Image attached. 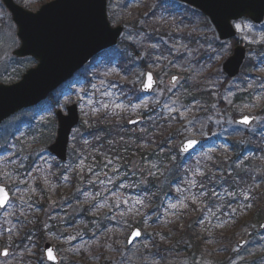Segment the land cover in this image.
Listing matches in <instances>:
<instances>
[{
	"label": "rangeland",
	"instance_id": "rangeland-1",
	"mask_svg": "<svg viewBox=\"0 0 264 264\" xmlns=\"http://www.w3.org/2000/svg\"><path fill=\"white\" fill-rule=\"evenodd\" d=\"M52 1L54 0H15L30 12H37L43 5ZM163 1L162 9L157 13V22L163 26L169 25L168 22L174 21L175 14L182 20L185 11L181 8L183 5L170 0ZM122 2L123 0H116L113 10L109 6L110 20L113 14L120 15L118 6ZM130 3L132 6H140L146 3V0H130ZM165 4H173L174 12L169 13L170 7L164 6ZM179 10L183 11L181 16L175 13ZM168 15L171 17L166 22ZM113 20L116 21V18ZM111 22L113 26H117V23L112 20ZM237 24L240 29L235 27ZM123 27L125 30L120 44L131 43L134 40L133 28L125 25ZM234 27L238 32L239 41L250 46H264V25L257 27L244 20L234 23ZM199 36L206 41L204 50L211 52L210 61L197 63L195 59L199 54L198 47H188L175 38L173 45L169 44L166 38L158 43L163 48L156 46L158 56L150 70H157L159 87L149 97L139 99L140 97L134 96L140 91L144 76L139 59L128 55L132 58L122 69L117 64L113 66L106 62L101 63L102 58L106 56L100 55L88 64V67H91L100 63L98 67H93V71L92 68L84 71L86 79L82 74H78L74 78V84L61 89L55 106L40 105L31 111L18 114L0 126V184L8 186L12 193L9 205L3 210L0 209V264H47L43 255L45 242L56 247L61 264H198L187 262L185 253L178 252L180 248L173 242L176 237L173 228L183 227L188 223L187 219L196 213L197 226L206 237V246L217 251L224 263L229 260V264L240 263L247 250V242L249 243L253 231L255 233L257 229L258 223H253V217L264 207L262 182L247 181L243 187L238 181L231 179L225 188H217L204 181L207 168L203 163L211 156L220 154L227 162V167L237 163L239 172L250 169L245 168L247 157L231 160V155L235 153L232 151L235 148H243V151L249 149L246 132H259L264 136V115L245 109V105H254L258 111L264 110V81L262 85H258L264 78V52L261 51L258 56L260 50H256V55L249 49L247 57L257 63L262 59L263 63L253 70L256 77H253L252 84L241 83L244 76L226 84L225 90L221 92L222 105L218 97V82H222L221 78L217 75L206 79L205 75L209 74L210 69L217 67L213 62L220 64L219 71L222 72L223 62L232 52L231 43L219 42L216 34L209 36L200 33ZM215 41L220 43V48H215ZM198 42L200 43V39ZM120 44L114 51L125 53V47ZM19 45L17 27L10 12L0 0V78L7 80L2 81L5 84H10V81L20 77L14 74H18L15 70L21 68L22 63L31 68L36 66L32 59H14L13 51ZM173 75L180 76L181 81L171 87L169 79ZM118 77H124L128 83L120 81ZM197 89L214 92L208 114L194 101L183 102L182 96L190 97L189 92ZM161 98L167 101L162 103L159 112L177 119V125L181 123L178 130L184 137L183 140L201 138L206 142V148L194 157L192 169H188V166L174 190L175 193L160 204L158 213L149 215L144 210L143 197L129 191L128 182H123L126 179L125 174L115 167L106 175H97V180L101 182L100 187L91 188L88 195L83 197L78 196L80 192L76 188L75 180L66 174L60 177L58 182L54 181L49 169L56 159L47 152V148L56 137L57 110L66 112L68 105L76 103L83 119L109 112L130 120L141 116L144 111H149ZM239 102L245 105L240 108ZM235 104L236 107H233ZM245 114L256 117V122L251 128L241 127L235 122L236 118ZM141 129H135L133 132L137 133ZM79 134L77 132V135ZM219 136H226L222 144L217 143L216 137ZM237 139L239 140L235 141ZM237 154L241 156L239 150ZM26 163L31 168L27 172L21 171L27 167ZM224 170H219V176L225 175ZM70 171L74 173V168H70ZM149 171L151 167L146 170ZM56 172H62L61 168H57ZM83 206L91 207L90 213L95 219L106 213L114 214L119 224L110 230V233L107 231L102 234L95 233L94 229L84 231L80 222L76 226L66 227L69 219L81 214ZM129 216L132 217L131 220H142L145 229L142 239L127 250L126 240L131 230L125 234L120 231ZM232 237L236 240L231 241ZM260 238L264 240V234H261ZM158 242L166 245L155 251ZM240 242L246 244L239 247ZM260 248L264 258V248ZM4 249L9 252L7 257L1 256ZM202 264L208 263L203 261Z\"/></svg>",
	"mask_w": 264,
	"mask_h": 264
},
{
	"label": "trees",
	"instance_id": "trees-1",
	"mask_svg": "<svg viewBox=\"0 0 264 264\" xmlns=\"http://www.w3.org/2000/svg\"><path fill=\"white\" fill-rule=\"evenodd\" d=\"M162 1L146 0V3L140 6H132L130 0H123L119 4L120 15L116 16L113 14L111 19L113 20L115 17L116 21H113L117 24L133 28L134 40L131 43L120 44V46L125 47V53L124 51L119 53L108 51L105 57L106 63L113 66L117 64L118 67L123 69V65L128 60L132 57L140 60L143 54L145 58L139 65L141 69L149 68L158 56L156 46L163 48L158 44L161 41L160 38H168L172 44L173 38H175L188 47H198L199 54L196 55V59L199 61L205 59L210 61L211 52L204 50L207 46L206 41L199 38L200 33L215 36L207 19L198 12L186 8L191 15L185 12L181 20L175 14L173 22H168L171 17L168 15L166 22L169 25L163 26L157 22V13L162 9L164 2ZM115 3L116 0H110L109 2L112 10ZM168 7H170L168 9L169 13L174 12L172 11L173 7ZM199 39L200 43L198 42ZM214 46L215 48H220V43L215 41ZM247 46L256 55L257 51L260 50L258 56H260L261 51L264 52L262 44ZM128 55H132V57ZM262 63V59H259L257 63V61L252 62L248 58L242 71V76H244L243 83H246L248 77L253 75V69L258 68ZM212 64H216L217 67L211 70L210 75H205V78L217 75H219V78L223 77L225 83L218 82L221 90H223L228 80L220 73L219 64L215 62ZM20 67L15 70L18 74L14 75L20 76L28 66L22 63ZM83 78L86 79V76L83 75ZM118 78L120 81L128 83V80L124 77ZM198 89L194 90L193 94L201 100L202 109L208 111L211 106L212 91ZM138 95L139 92L134 94V96ZM221 96L222 94H220V99L222 98ZM185 98L191 99L189 96H185ZM246 110L254 112L251 107L246 108ZM261 115H264V112H261ZM146 117L148 121L145 130L137 131V133L133 132L136 128L133 129L127 126V118L125 116L117 117L109 112L92 115L90 118L82 120L80 134L71 146L68 164L61 166L59 162H56L53 163V166L50 165L49 171L52 172L54 181L58 182L59 178L66 174L70 179L73 178L75 180L76 188L80 192L78 196L83 197L88 195L87 193L91 188L98 189L100 187L99 183L101 182L97 180V175H106L111 168L115 167V169L125 174L124 177L127 180L124 179L123 182H128L129 191L135 193L138 197H143L144 210L149 215L158 213L160 204H163L169 196L175 193V187L180 183L181 177H183L188 166V169H192L194 160L189 163L185 162L178 153V144L183 139V136L178 130L179 124L177 125V123L179 122L177 119H173L174 117L172 116L167 117L163 112H158L157 107H152L151 113L149 115L146 114ZM246 136L249 146L248 153L252 155L245 159V168L250 167V169H243V171L239 172L237 171V163L232 167H227V162L223 160V157L215 155L212 159L204 161L203 165L207 168V173L203 177L204 181L217 186V188H225L231 179L238 181L243 187L247 184V181H261L264 194V136L259 132L256 134L246 133ZM241 152H244L243 148ZM237 157L238 155L231 156V160H237ZM27 163L26 166L28 168H23L21 171L27 172L31 168ZM148 167H151V171L146 172ZM57 168L63 169L64 173L55 174ZM70 168H74V173L70 171ZM220 169L226 170H224V177L218 176ZM69 171L71 172L70 174ZM146 176H148L147 179ZM140 177L143 179H140ZM142 180H145V182ZM216 181L219 183L216 184ZM91 211L90 206H83L81 214L69 219L66 222V227L76 226L80 222L82 224L80 227L84 231L88 232L90 229H94L95 233L102 234L107 231V233H110V230H113L119 224L115 220L116 216L114 214L106 213L95 219L91 215ZM124 213H127V211H124ZM197 215L198 213L190 216L187 219L188 223L183 227L177 226L173 228V232L176 233V237L173 239L174 245L181 249L177 251L182 254L185 253L184 257L187 258L189 263L202 264L204 261L208 264H229L230 260L224 263L223 258L217 251L206 246V237L201 232L200 227L197 226ZM131 219L132 217L129 216L120 233L123 232L125 234L134 227L145 229L142 220ZM262 220H264V207L253 217V223H259ZM124 221H126L125 218ZM234 239L233 237L230 238L231 241ZM156 244V247L154 245L155 251L160 250V246L166 245L160 242ZM261 244L264 245L262 241H253L251 247H247L242 260L238 264H264L262 249L260 248ZM166 251L162 253L161 258Z\"/></svg>",
	"mask_w": 264,
	"mask_h": 264
},
{
	"label": "water",
	"instance_id": "water-1",
	"mask_svg": "<svg viewBox=\"0 0 264 264\" xmlns=\"http://www.w3.org/2000/svg\"><path fill=\"white\" fill-rule=\"evenodd\" d=\"M2 1L12 14L21 41L20 48L13 55L17 58L33 57L37 66L29 69L18 83H0V124L17 112L46 100L51 92L71 79L96 55L116 46L124 30L122 26L111 25L107 12L108 0H54L43 5L36 13L24 9L14 0ZM174 1L187 4L206 16L221 41L232 40L237 36L234 22L242 19H248L257 25L264 22V0ZM245 58V47L237 46L222 66L227 77L233 79L240 73ZM149 74L152 78L151 87H145ZM175 81L177 78H173L171 83ZM156 86L154 75L147 72L142 91L150 94ZM57 116V138L49 151L64 163L67 161L70 134L80 121L78 108L74 105L69 108L67 116L61 112ZM243 117H249L250 123H241ZM139 122L140 119H134L129 125ZM254 122L255 118L248 115L237 119V123L246 127ZM192 140L196 141L195 145L185 151L188 141ZM201 144L200 139H188L179 149L182 154L194 153ZM0 188L7 193L6 203L0 206L5 208L11 195L7 187L0 185ZM138 230L141 233L138 238L131 239L133 231L130 234L127 242L129 247L142 237V231ZM258 231H264V222L259 224ZM48 249L52 250L54 260L48 258ZM5 252L8 254L7 250H3V257L7 256ZM43 252L47 263H60L56 249L50 243H45Z\"/></svg>",
	"mask_w": 264,
	"mask_h": 264
},
{
	"label": "snow or ice",
	"instance_id": "snow-or-ice-1",
	"mask_svg": "<svg viewBox=\"0 0 264 264\" xmlns=\"http://www.w3.org/2000/svg\"><path fill=\"white\" fill-rule=\"evenodd\" d=\"M235 27L237 29H240V25L239 24H237ZM151 82H152V78H151V74H149L148 75V83L145 85V87H151ZM240 122L244 123V124H248V123H250V118L249 117H243ZM195 143H196V141H194V140L188 141L187 147H185L184 150L187 151L188 148L194 146ZM6 201H7V193L5 192V190L3 188H0V206H3L6 203ZM140 235H141V233H140V231L138 229L134 230L132 235H131V239L138 238ZM130 242H131V240H130ZM4 254L6 255L7 253L5 252ZM47 255H48V258L50 260H54L55 259L51 249L47 250Z\"/></svg>",
	"mask_w": 264,
	"mask_h": 264
}]
</instances>
